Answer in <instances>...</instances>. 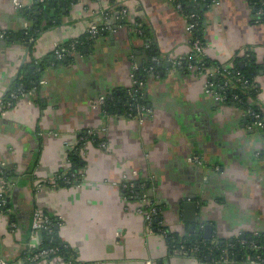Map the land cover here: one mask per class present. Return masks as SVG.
I'll return each mask as SVG.
<instances>
[{
    "label": "crops",
    "instance_id": "0c3cea01",
    "mask_svg": "<svg viewBox=\"0 0 264 264\" xmlns=\"http://www.w3.org/2000/svg\"><path fill=\"white\" fill-rule=\"evenodd\" d=\"M18 1L29 3L0 0L1 30L33 25ZM125 7L127 19L121 20ZM92 21L105 25L93 42L66 63L47 66L32 94L0 114V161L10 175L9 205L0 211V257L10 264H62L28 257L30 247L42 246L43 233L31 238L38 208L58 218L63 242L83 264H264L204 262L172 250L165 232L151 229L123 188L126 177L148 181L161 225L179 234L192 223L201 237L212 224L213 242L264 234V127L249 128L240 108L207 92L216 63L234 68L235 59L248 51L261 66L255 104L264 120V23L249 0L210 5L204 55L212 65L201 72H184L175 63L193 46L187 19L172 0H80L61 17L43 16L26 42L0 39V101L21 78L23 66L34 69L56 46L84 35ZM137 26L148 37L138 35ZM147 44L154 45L163 66L146 81L151 113H106L100 97L134 86L131 71L138 60L142 66L149 61ZM81 141L80 181L50 186L57 172L72 167L69 153ZM191 197L200 207L194 222L186 220L184 206Z\"/></svg>",
    "mask_w": 264,
    "mask_h": 264
},
{
    "label": "trees",
    "instance_id": "16d2710c",
    "mask_svg": "<svg viewBox=\"0 0 264 264\" xmlns=\"http://www.w3.org/2000/svg\"><path fill=\"white\" fill-rule=\"evenodd\" d=\"M175 5H181L180 13L184 16H190L192 13H195V17L189 18L188 22L193 24L194 27L190 33L191 35V44L200 40L202 45H205L204 39V29H205V16L206 12L209 10L210 5L213 3V0H172ZM258 0H250L251 6L255 16L260 9V4L257 3ZM80 5V0H44L41 2L35 3L32 7L22 9V14L30 20L33 24L29 26L27 29L19 30L17 32L10 30H2L4 32V38L9 41H17L22 40L23 42L28 41L32 36L36 35L35 31H38L39 28V20L42 19L45 14L50 15L53 13L57 17H61L64 9L68 10L72 5ZM128 23V22H126ZM129 25L131 23H128ZM105 28V25H101ZM1 30V29H0ZM102 32V31H101ZM138 35L148 37L145 32H143L142 27H138L137 30ZM95 37H91L89 34L85 33L81 35L77 39L71 40L76 41L77 43V51L83 52L86 47H88L94 40ZM70 41V42H71ZM69 43V42H68ZM147 53L149 54V61L136 69L135 76L139 82H146L147 78L150 74L160 75L163 70V66L160 62L154 63L153 60H157L156 58L159 56V52L156 50L153 44H149L147 48ZM69 60L70 57H67ZM63 60H59L55 57L54 52L52 51L45 59L40 61L38 64H35L34 69L27 71L24 66L21 69V78L17 79L13 86L5 95L4 98L9 99V93L12 89H15L20 82L24 85L27 90H31L36 88V81L40 79V76L44 69L50 65H58L63 63ZM235 66L231 69L227 74L231 79L232 83L229 85V89H227V99L226 103L235 105L240 110L243 108H252L255 114L260 113L259 107L255 104V98L258 94L259 87L258 83L255 81L260 73L261 66L256 62L255 58L250 55L249 57H237L234 61ZM212 65L210 59H205V66L208 67ZM217 67L222 68V64L216 63ZM188 63L185 62L179 68L187 72ZM212 77V81L215 82L218 86L223 85L225 77L222 75ZM256 85V86H255ZM238 95V100L234 99V95ZM108 106V108H107ZM139 106L149 107L150 103L148 100V95L146 91H143L138 84L134 85L131 89L121 88L114 89L105 94V104L103 105V110L109 114H117V113H126L130 110H134L137 112V108ZM261 117V116H260ZM245 118V117H244ZM247 124H252L254 122V116L245 118ZM80 136H84L83 139L86 140V137L89 138L88 135L83 133ZM97 142H101L99 138L95 137ZM85 141H81L79 147L75 150H72L69 153V159L72 163L71 169L67 171L68 176L71 175L72 172H82L85 167V161L81 156V151L84 148ZM81 149V150H80ZM4 175L7 177L10 176L8 170H4ZM58 174L64 173L63 170L57 172ZM60 186L67 185L64 184L62 180L59 181ZM145 183V189H149L148 181L144 179H140L137 181L136 191L142 192L141 184ZM126 196L130 197V193L126 190ZM152 198V196H150ZM133 200H138L135 197H132ZM4 210H7V206L4 207ZM54 218L53 225V233L42 234V248H56L57 252L51 257L58 255L65 261H73L74 264H83L78 261L76 258V253L73 249H71L67 244H65L59 234L58 228V218ZM162 216L160 214L159 208L157 211V216L153 223V228L157 231H165L166 232V240L169 247L172 250L180 249L181 252H190V254L195 255L199 260L204 262H213L214 260H219L221 254L223 253V249H227L230 253V260L242 261V260H250L256 258L257 256H261V259L258 261L260 263H264V234L259 233L257 235L242 233L240 236L241 239H246L247 244L242 245L238 239H220L219 242H213L212 239H205V241H201V235L199 232H191L187 229L185 234H179L178 232L171 231L168 228H165L161 225ZM255 242L259 245V249H251L250 243ZM197 249L196 251H194ZM250 257V258H249ZM211 258V259H210Z\"/></svg>",
    "mask_w": 264,
    "mask_h": 264
},
{
    "label": "built area",
    "instance_id": "2783aa9c",
    "mask_svg": "<svg viewBox=\"0 0 264 264\" xmlns=\"http://www.w3.org/2000/svg\"><path fill=\"white\" fill-rule=\"evenodd\" d=\"M41 1H44V0H29L28 4H25L24 1H18L17 6L21 9L25 8V7L30 8L35 3L41 2ZM215 1L216 0H213V2H215ZM249 2H250V0H249ZM257 3L260 4V9L256 15H257V17H259V20H260L259 22L262 21L261 23H264V0H258ZM176 8L179 12L181 11V5L180 4H177ZM127 15H128V9L125 7V8L120 10L118 17L121 20H126ZM195 15H196L195 13H192L190 16H188V15L185 16V18L187 19V22H188L189 18H193V17H195ZM110 17H111L110 13H108V12L104 13V16H103L104 19L108 20ZM101 25H103V23H97L95 21H92L87 26L85 33L89 34L91 37H96L104 29V27H102ZM193 27H194V25L190 24L188 22L189 33H191ZM137 30H138V26H137ZM0 39H4V32H2V30H0ZM192 46H193L194 51L192 50L189 54H187L185 56L177 57L175 60V63L179 67L183 63L187 62L188 63L187 70L191 71V72L204 71L205 70L204 46L202 45L200 40L194 41L192 43ZM148 47H149V44H147L146 48H148ZM53 52L55 54V57L59 60H63L65 58L67 59V57L72 58L74 55H76L78 53L77 43H76V41H71V42L66 43L64 45L56 46ZM250 55H251V53L248 51L243 52L244 57H249ZM138 68H139L138 65H135V67L131 71V77L133 80V84L134 85L138 84L139 87L143 91H146V82H139L136 79L134 71ZM231 69H233V67H231L229 65H222V68L217 67L215 75L212 74L211 76L222 75L225 77L226 81H224L223 85H221V86H218L217 84H215V82L209 81V84L207 87V92L216 93L222 101H226L227 89H229V85L232 83L230 81L231 79L228 77L227 73ZM150 75H152V74H150ZM255 81L257 82V79ZM215 87L217 88V90H215ZM32 92H33V89L27 90L22 83L19 84L15 89H12L10 91V93L8 94L9 99L8 98L7 99L6 98L1 99V101H0V114L3 113L6 108L12 107L20 98H22L24 96H30L32 94ZM238 97L239 96L237 94L234 95L235 100H238ZM100 103L102 105L105 104V95L100 97ZM145 112L151 113V109L149 107L139 106L137 108V112H134V110H130V111L126 112V114L131 116V117H136V116L141 115L142 113H145ZM241 112H242L243 117H245V118L254 116L255 120L252 124L249 125V128H253V126L254 127L258 126L261 128L264 127V120L261 119L260 115L255 114V112L252 108H250V107L246 108L245 107L241 110ZM103 130L107 131L106 128H104ZM106 143H107V141H103L101 143V146L103 145L102 147L106 148L107 147ZM84 149H85V147H84ZM194 160L198 164H202V160L198 156H195ZM5 165H6V163L4 161L3 162L0 161V175L3 177V180L0 183V211H4V207L9 204L8 194H9L10 185H9L8 180H7V177L4 175L5 174L4 170L6 169ZM69 169L70 168L67 167L66 170H64V173H62V174L56 173L55 176L53 178H51L50 181H48L47 183L50 184V186H52V187L60 186V183H59L60 180H62L63 183L67 184V185H71L73 183H78L80 181L82 172H80V173L78 172V175L76 174V172H72L71 175L68 176L67 171ZM126 180H127V182L124 183L123 188L130 193L129 198L132 199V197H135L138 199L137 200V203H138L137 211L144 216L148 225L152 229L153 223H154V220L157 216V211H158V205H157L156 201L150 197V196H152V194H149V191L147 189H145V183L141 184L142 192H137L136 191V186H137L136 181L135 180H129L128 181L127 177H126ZM44 184H45V182H40L39 186H42ZM53 225H54V218L52 215L47 214L38 208L34 209L33 216H32V222H31V233H32L31 238L32 237L34 238L38 233L52 234L54 231ZM163 232H165V231H163ZM165 234H166V232H165ZM241 235L242 234L240 233L237 236V237H239L238 241L242 245H246L247 240L241 239L240 238ZM201 241H205V239L201 237ZM250 247L253 250L260 248L259 245L256 244L255 242H251ZM175 250L176 251L178 250V252H181L180 249L176 248ZM196 250L197 249H195L194 251H196ZM56 252H57V250L54 247H50V248L30 247L28 257H29L30 261L31 260H37L39 258H49V259L50 258H57L62 264H74L73 261H65L58 255L51 257ZM222 252L223 253L221 254L219 260H214L213 262H219V261L229 262V261H231L229 251L227 249H223ZM182 253H190V252L186 251V252H182ZM260 259H261V256H257L256 258L250 259L248 261H250L252 263H258V261ZM0 264H10V263L7 260H5L4 258L0 257Z\"/></svg>",
    "mask_w": 264,
    "mask_h": 264
},
{
    "label": "water",
    "instance_id": "95a60500",
    "mask_svg": "<svg viewBox=\"0 0 264 264\" xmlns=\"http://www.w3.org/2000/svg\"><path fill=\"white\" fill-rule=\"evenodd\" d=\"M64 12H66V10L64 9L63 10ZM45 16H48V14H45ZM143 53V52H142ZM146 55L145 57L147 56V52L145 51L144 52ZM68 59H63L62 62H67ZM140 63L138 64V67L140 68L142 66V60H138ZM154 63H157L158 61L157 60H153ZM170 63H168L169 65ZM108 108V106H107ZM195 197H191L189 201L185 202L184 203V206H185V209L187 211V217H186V220L189 221V222H194L196 221L197 219V214L199 213V210H200V207L198 205V202L194 200ZM9 205V204H8ZM194 229H195V225L192 223L190 225V231H193L194 232ZM202 238H206V239H212L213 238V226L212 224H206L205 225V234L202 236ZM217 243L219 241H216ZM211 259V258H210Z\"/></svg>",
    "mask_w": 264,
    "mask_h": 264
}]
</instances>
